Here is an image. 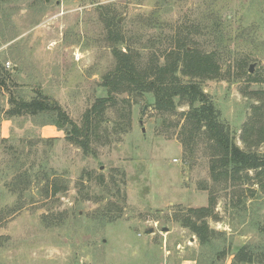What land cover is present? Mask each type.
Masks as SVG:
<instances>
[{
  "label": "rangeland",
  "instance_id": "1",
  "mask_svg": "<svg viewBox=\"0 0 264 264\" xmlns=\"http://www.w3.org/2000/svg\"><path fill=\"white\" fill-rule=\"evenodd\" d=\"M100 7L112 9L139 60L163 61L179 38L215 53L220 75L202 86L247 149L244 125L264 127V0H8L0 6V59L20 72L0 103L9 107L12 89L27 98L41 89L82 125L117 62ZM116 101L89 155L41 118L1 120L0 264H232L238 247L264 245L260 179L252 170L227 189L213 179L206 137L183 144L187 104L162 112L151 95L128 92ZM211 193L217 203L207 221L219 233L201 246L182 219Z\"/></svg>",
  "mask_w": 264,
  "mask_h": 264
},
{
  "label": "trees",
  "instance_id": "2",
  "mask_svg": "<svg viewBox=\"0 0 264 264\" xmlns=\"http://www.w3.org/2000/svg\"><path fill=\"white\" fill-rule=\"evenodd\" d=\"M7 1L0 0V6ZM106 8L100 7L109 21L107 41L111 43L117 62L114 70L104 77L106 96L100 97L86 113L83 124L75 123L60 104L57 101L52 103L41 89L31 98H27L19 90V93L12 91L13 89L9 91V107L6 108L0 103V124L3 118L12 119L16 116L41 118L42 125L51 124L66 130L68 139L81 147L84 154L89 155L92 154L91 144L93 138L98 135L99 128L110 127L104 115L107 108L117 103L116 94L128 92L151 95L155 107L162 112L176 110L178 104L185 103L189 110L183 113L185 124L182 135L185 134L186 137V140L182 139L183 144H196L202 135L206 137L212 151L213 179L222 182L227 189L234 184L250 180L249 172L253 170L264 188V152L258 149L264 141V127L256 124L259 123L257 120L246 123L243 140L247 149L242 148L232 137L230 128L220 120V111L202 86V81L218 78L220 75V64L215 53L189 49L186 40L179 38L178 43L164 51L163 61L158 56H152L147 61L139 60V57L133 54L131 46L126 43L125 35L120 32L121 26L117 21H113L115 14L112 9ZM19 72L20 70H14L11 73L0 59V95L9 89L8 79L13 80L14 74L18 75ZM183 76L189 77V80L184 81ZM107 133V136H110L109 132ZM254 133H257L258 138L249 143L246 134ZM55 180H50L48 176L47 187L54 186L57 192ZM216 203V197L211 193L207 206L189 208L188 214L182 219L183 225L198 237L201 246L211 245L213 238L219 233L212 229L207 221L208 217L214 215ZM262 230L264 233V227ZM256 263L264 264L263 244L247 243L233 253L232 264Z\"/></svg>",
  "mask_w": 264,
  "mask_h": 264
},
{
  "label": "water",
  "instance_id": "3",
  "mask_svg": "<svg viewBox=\"0 0 264 264\" xmlns=\"http://www.w3.org/2000/svg\"><path fill=\"white\" fill-rule=\"evenodd\" d=\"M118 22H121V18L118 20ZM254 71V65L252 64L251 66H250V72H253ZM154 228L153 227H151V228H149V229H147L146 230V233L147 234H150V233H152V232H154ZM168 230V228H163V231H167Z\"/></svg>",
  "mask_w": 264,
  "mask_h": 264
},
{
  "label": "crops",
  "instance_id": "4",
  "mask_svg": "<svg viewBox=\"0 0 264 264\" xmlns=\"http://www.w3.org/2000/svg\"><path fill=\"white\" fill-rule=\"evenodd\" d=\"M183 264H194L192 259H186L184 260Z\"/></svg>",
  "mask_w": 264,
  "mask_h": 264
}]
</instances>
